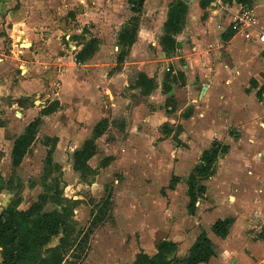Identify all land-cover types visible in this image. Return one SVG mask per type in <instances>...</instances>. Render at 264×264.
<instances>
[{"label": "crops", "instance_id": "0c3cea01", "mask_svg": "<svg viewBox=\"0 0 264 264\" xmlns=\"http://www.w3.org/2000/svg\"><path fill=\"white\" fill-rule=\"evenodd\" d=\"M177 1L184 2L187 11L182 15L180 31L174 35L176 48L168 49L163 43L165 23ZM203 2L167 0L164 5V0H145L142 9L134 11L130 0H107L103 8L97 7L107 9L104 24L109 26L105 34L114 30L112 25L121 29L119 63L124 64L128 57L132 59L135 49L147 42L160 47V51L145 48L141 58H135L118 73L105 72L101 79L103 95L98 91L96 68L87 64L100 55L98 49L88 58L83 55L84 48L71 56L57 55L56 61L73 57L76 64L62 68L57 86L50 60L35 55L41 43L37 44L29 34L24 39L25 29L20 34H9L13 39L12 54H7V35L21 24L20 7L18 0H0V117L18 116L15 122L21 127L13 137L11 156L16 138L37 117L41 124L26 155L40 131L46 134L43 144L52 157L63 143L73 146L72 138L78 142L74 156L88 140L94 139L95 153L87 161L91 169L97 141L105 133L104 129L95 135L96 127L103 121L107 127V116L122 119L124 131L131 137L142 134L141 125H181L180 130H171L169 137L160 142L168 148L170 138L176 136L181 141L175 142L172 175L168 181L157 182L154 193H147L144 199L143 213L154 214L162 221L165 218L166 223L141 237L128 264H134L141 253L154 256L163 240L177 243L175 255L185 259L202 233L211 239L214 254L197 264H264V233L254 230V224H264V45L257 39L256 29H251V35L231 29L226 12L216 8L212 1L206 6ZM243 2L256 6L258 28H264L263 0ZM134 16L135 41L125 45L121 35ZM19 37L28 45L18 43ZM17 68L22 76L16 75ZM133 69L136 74L131 76ZM140 74L153 80L154 86L139 83ZM50 104L55 106L54 111L43 114L42 110ZM51 120H55V126L48 124ZM9 128L0 125V132L14 133ZM46 140L55 143L50 145ZM217 143L226 150L215 160L213 173L198 176L197 196L191 209L190 177L202 163L203 152ZM108 157L114 160L113 155ZM188 158H192L190 164ZM54 163L62 172V166L53 159ZM198 179L208 181L198 184ZM225 218H232L233 222L227 236L222 237L212 226Z\"/></svg>", "mask_w": 264, "mask_h": 264}, {"label": "rangeland", "instance_id": "374dc122", "mask_svg": "<svg viewBox=\"0 0 264 264\" xmlns=\"http://www.w3.org/2000/svg\"><path fill=\"white\" fill-rule=\"evenodd\" d=\"M18 1L21 24L13 33H8L6 53L12 54L11 35L18 32L20 34V30L25 29L26 32L22 35L24 39L29 34L31 38H35L37 44L41 43L35 55L38 54L47 62L50 60L53 65L52 69L57 77L56 86L61 81L59 74L62 68L76 65L73 57L67 61L54 60L59 54L71 56L84 48L83 55L88 58L98 49L100 55L94 60L90 58L87 64L96 68V81L100 83L98 91L105 95L101 85L105 72L118 73L135 58H141L147 47L160 51L157 44L147 42L135 49L132 59L128 57L124 64L119 63L118 37L121 29L112 25L114 30L105 34L109 26L104 24L108 15L107 9H97L107 0ZM166 1L164 0V5ZM18 39V43H27L21 41L20 37ZM55 48L59 50L56 51ZM16 70V75L22 76L20 68ZM135 74L136 69L129 72L131 76ZM17 117H0V125L9 126L8 130L14 132H0V173L4 183L3 192L0 194V212L12 206L18 199L21 200L18 209L27 210L41 195L48 194L51 197L45 202L44 211L61 210L63 205L72 211L70 230H73L69 235L71 245L62 264L130 263L137 247L140 246L141 237L146 232L150 234L157 231V225L162 222L166 223L165 218L162 221L154 217V214L143 213L144 199L147 193H154L157 182L160 184L171 177L172 165L176 160L175 142L181 141L176 136L170 138L168 148L162 147L160 142L167 138L171 130H180L181 125L175 123L171 126L166 123L158 128H154V125H141L142 134L131 137L124 131L125 123L122 119L107 116L109 124L107 127L104 125L105 133L97 141V153L90 160L94 168L87 170L84 175H79L73 168V149L78 146L76 138H72L73 146L63 143L54 151L53 159L62 166L63 171L61 172L59 167L47 171V148L43 144L47 137L44 131H40L38 139L21 164L14 166L11 159L12 140L21 128L15 122ZM54 123L55 120H51L48 124L53 126ZM55 132L56 135L60 134L59 125L55 127ZM54 141L47 142L54 145ZM108 155H113L114 160ZM188 160L190 164L192 158ZM108 162L110 164L106 166ZM207 181L208 179H198V184ZM34 225L32 235L49 236L42 230L36 231ZM63 235L61 233L58 236H50L48 243L43 247V255L50 254L49 248L58 245ZM3 256L4 250L0 242V261Z\"/></svg>", "mask_w": 264, "mask_h": 264}, {"label": "trees", "instance_id": "16d2710c", "mask_svg": "<svg viewBox=\"0 0 264 264\" xmlns=\"http://www.w3.org/2000/svg\"><path fill=\"white\" fill-rule=\"evenodd\" d=\"M133 3V10L140 11L143 7L145 0H130ZM212 0H204L203 5H209ZM246 1V0H243ZM187 11V5L182 1L175 2L169 11L168 20L165 23V35L163 43L168 49L176 48L177 42L174 37L181 29L180 22L182 15ZM137 16L131 19V25L125 29L121 35V41L125 45H131L135 41L136 35V21ZM138 82H145L152 88L154 86L153 80L149 79L145 74H140ZM55 106L50 104L42 110L43 114L54 111ZM41 118L37 117L30 122L25 132L19 135L14 143L12 150V162L14 166L21 164L24 156L28 152L31 144L36 138ZM105 121L99 123L96 127L95 135H99L104 130ZM226 147L217 143L211 149H207L202 154V163L196 167L195 171L190 177L189 195L191 196L190 207L193 209L194 202L197 196V178L198 176H205L213 173V165L218 155L225 151ZM95 153L94 139L88 140L84 147L75 152L74 168L81 171L84 175L87 170L91 168L88 166L87 161ZM2 152L0 151V157ZM47 164L51 166L47 169L58 168L57 164H53L52 153L47 155ZM0 173V194L3 192L4 183ZM53 195V194H50ZM48 194L41 195L33 205L27 210H19L18 204L21 200L13 202L3 212H0V242L3 246L4 256L0 264H62L66 253L71 245L69 235L72 233L70 230L72 211L63 205L61 210H54L47 212L43 210L45 202L50 198ZM233 222L232 218L219 219L212 229L218 235L225 237L229 232V226ZM35 223V225H34ZM36 231H44L48 234L46 236L32 235V228ZM63 233L60 243L52 248H49L50 254L43 255V247L49 239L56 235ZM51 236V237H50ZM177 243L169 240H163L158 245V252L154 256H149L145 253L138 255L134 264H179L184 261L187 264H197L200 262L208 261L214 254L213 244L211 239L206 233H202L197 241L193 244L185 259H180L175 255L177 250Z\"/></svg>", "mask_w": 264, "mask_h": 264}, {"label": "built area", "instance_id": "2783aa9c", "mask_svg": "<svg viewBox=\"0 0 264 264\" xmlns=\"http://www.w3.org/2000/svg\"><path fill=\"white\" fill-rule=\"evenodd\" d=\"M214 6L226 12L229 16V27L235 31L244 30L251 35V29L258 31L257 39L264 45V28H258L256 6L246 4L242 0H212ZM264 3V0H263ZM257 234L264 233V224H254Z\"/></svg>", "mask_w": 264, "mask_h": 264}, {"label": "bare ground", "instance_id": "6f19581e", "mask_svg": "<svg viewBox=\"0 0 264 264\" xmlns=\"http://www.w3.org/2000/svg\"><path fill=\"white\" fill-rule=\"evenodd\" d=\"M26 45H28V43H25Z\"/></svg>", "mask_w": 264, "mask_h": 264}]
</instances>
